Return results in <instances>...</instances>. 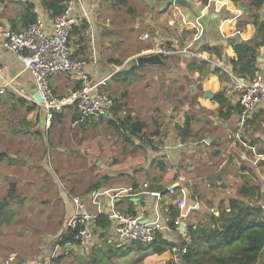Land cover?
I'll return each mask as SVG.
<instances>
[{
  "label": "crops",
  "instance_id": "1",
  "mask_svg": "<svg viewBox=\"0 0 264 264\" xmlns=\"http://www.w3.org/2000/svg\"><path fill=\"white\" fill-rule=\"evenodd\" d=\"M173 1L128 0L127 5L122 7L116 4V0H82V6L91 21V29L89 27L87 31L97 41L101 37H110L116 43L127 44L131 42L130 39H135L139 42L138 46H142L126 57V62L149 55L150 51L162 47L173 52H184L160 55L163 61L161 65H143V70L163 71L167 76L164 81L172 83L170 87L174 91L166 95L164 104L182 101V105L155 109L160 120L153 117L156 132L162 133L160 146L152 151L147 146L131 147L132 152L123 157L124 162L120 164L124 169L112 173L108 168L117 169V160L103 163L98 159L96 167L109 172L102 177V183L98 182L97 189L85 192L84 196L69 194V190L51 169L50 156H58L61 148L51 146L50 154L48 152L49 132L45 128L44 112L33 94L32 79L13 54L0 49V86L4 82L9 83V88L0 96V189L7 191L11 187L14 196L27 191L41 201L50 196L52 179L62 193L53 209L61 210L60 217L56 219L55 216L51 217L52 213L44 214L42 223L39 217L33 219L37 211L30 207L32 202L28 198L25 200V195L17 201L12 197L7 205L12 221L5 222L4 228L0 224V262L11 254L17 255L16 264L47 260L54 252L56 239L66 231L68 222L77 213L72 203L73 197H80L86 212L91 214L107 216L112 212L124 215L142 212L151 219L158 213L166 221L170 220V207H174L172 199H165L160 208L147 193L175 187L177 195L186 205L182 211L178 209V217L172 220L178 219L179 225L174 231L164 232L163 236L179 247L181 242L188 240V225L197 223L209 211L208 205H212L211 210L215 213L219 203L226 204L229 199H236V193L243 185L255 186L260 193H264V126L261 124L264 122V108H259L243 124L238 106L242 89L256 77L264 78V48L258 50V69L253 80L235 77L230 65V61L236 58L233 45L255 37L252 15H260L264 20V6L256 11L248 5L247 0H187L189 7H180L175 6ZM28 6H32L30 11L44 21L48 30L51 29L54 17L59 14L53 16V11L42 6V0H0V25L10 29L15 26L12 30H18L30 14L26 11ZM81 27L82 23L77 26V33H71L72 56L88 62V72L93 80L110 76L105 87L101 88L105 92V88L116 84L112 76L119 72L114 63L116 59L112 56L113 48L103 55L99 42L92 39L91 57L81 58L79 54L85 53L89 47L88 42H85L88 32ZM201 37L204 41L199 44ZM205 45L217 50L218 57L200 51V47ZM192 59L202 60L208 69L207 73L200 75L189 72L187 66ZM214 69H219L226 81H220L218 75L213 74ZM49 84L61 96L72 94L79 87L77 79L66 73L53 75ZM182 88L187 93L179 99L177 96ZM222 90H225L228 101L220 107L214 96ZM236 109H239V114ZM67 116L73 124L76 117L73 107L59 114L58 122L66 120ZM185 116L192 118V136L187 144L182 143L177 132ZM94 121L74 127L84 128L96 124ZM139 122L144 125V130L146 124ZM168 123L171 125L168 126ZM252 130L255 131L253 138L249 136ZM198 167L209 169V173H198ZM202 193L213 194L208 199L207 194ZM16 203L23 206V212L16 209ZM14 220L21 222L20 225L15 224L16 228L13 227ZM26 221L39 225L28 226ZM109 228H95L92 243L83 251L80 248L59 249L52 264L172 263V258L169 262L172 256L169 252L156 255L145 247L136 248L135 244L108 240ZM111 257L121 261L113 263Z\"/></svg>",
  "mask_w": 264,
  "mask_h": 264
},
{
  "label": "built area",
  "instance_id": "2",
  "mask_svg": "<svg viewBox=\"0 0 264 264\" xmlns=\"http://www.w3.org/2000/svg\"><path fill=\"white\" fill-rule=\"evenodd\" d=\"M64 5L62 13L54 17L49 30L39 17L35 22L21 26L18 30L0 25V49L13 54L27 70L41 97L38 105L44 111L48 125L54 113H60L70 106L74 108L77 117L73 126L82 125L90 120H112L114 118L111 110L115 104L114 99L101 90L110 76L103 80H93L88 72V62L73 58L70 48V37L74 27L86 22L91 29L89 16L82 6V0H66ZM182 52H173L162 47L157 51H150L149 55L169 56ZM57 73L73 76L79 83L78 89L63 100L57 99L49 84L50 78ZM7 88L9 83L4 82L0 86V96L6 92ZM238 106L240 121L243 124L259 108H264L263 77H256L242 89ZM147 194L158 207L169 198L172 199V205L181 211L186 205L185 201L177 195L175 187H168L164 191H151ZM72 203L77 213L68 222L66 231L56 239L54 252L47 260L36 261L34 264H52L59 249L80 248L83 251L92 243L100 214L86 212V206L80 197H73ZM210 212L214 213V210ZM107 219L110 223L107 239L121 244L148 246L158 235L170 230L168 226L170 220L164 221L158 213L148 219L142 212L134 215L112 212L107 215ZM172 223L175 227L179 225L178 219ZM69 229L74 233L60 244L61 237L66 235ZM171 253L172 264H183L185 247H173ZM16 262L17 255L11 254L0 264H16Z\"/></svg>",
  "mask_w": 264,
  "mask_h": 264
},
{
  "label": "trees",
  "instance_id": "3",
  "mask_svg": "<svg viewBox=\"0 0 264 264\" xmlns=\"http://www.w3.org/2000/svg\"><path fill=\"white\" fill-rule=\"evenodd\" d=\"M65 0H42V6L45 9L53 11V16L62 13L63 3ZM248 5L256 11L264 6V0H247ZM128 0H116L119 6H126ZM32 6H28L26 11L30 14L25 18L22 26H27L36 20L32 13ZM264 15V13H263ZM252 23L256 28V35L249 41H238L233 45L235 59L230 61L232 73L235 77L244 80H253L257 72L258 50L264 48V20L260 15H252ZM15 26L12 27L14 29ZM82 29L88 30L89 25L82 22ZM77 33V26L73 28ZM72 31V32H73ZM200 51L214 54L218 57L217 50L207 45L200 47ZM164 58V57H163ZM144 66L131 64L112 76V81L119 83L123 87L132 85L139 79V73ZM187 70L197 72L200 75L206 74L208 69L205 63L199 59H192L188 62ZM213 74L218 75L220 81H226V77L219 69H214ZM229 79V78H227ZM124 95L114 99V107L111 110L112 120L100 119L108 126L114 128L117 135L122 137L124 143L133 145L132 138H139L143 131L144 125L139 121L132 122L130 116L119 117L122 110L121 100ZM214 100L223 107L228 99L225 97V90L220 91L214 96ZM239 114V109H236ZM264 115V114H263ZM220 116H228L221 114ZM59 118V113H54L52 121ZM77 117L73 119V122ZM192 118L185 116L183 124L177 129L178 136L182 143L187 144L192 136ZM134 146V145H133ZM99 183L91 185L89 191L97 189ZM257 191V193H256ZM237 198L229 199L225 204L219 203L217 214L211 213L212 205H208L209 211L206 212L197 223L188 225L186 231L187 241L180 243L179 247H185L186 253L182 257L183 264H264V193H260L255 186L243 185L236 193ZM12 197L10 194L0 202V215L6 209ZM261 203L254 206L255 202ZM135 213H131L134 215ZM179 210L175 207L169 209V229L175 230L172 220L178 217ZM110 223L105 215H99L96 227L106 229ZM74 233L71 229L67 230L66 235L61 237L63 244L68 237ZM136 248H148L156 255L168 253L171 255L173 247H178L168 242L163 234L156 237L154 242L148 246L135 244ZM170 256V263H171ZM172 264V263H171Z\"/></svg>",
  "mask_w": 264,
  "mask_h": 264
},
{
  "label": "rangeland",
  "instance_id": "4",
  "mask_svg": "<svg viewBox=\"0 0 264 264\" xmlns=\"http://www.w3.org/2000/svg\"><path fill=\"white\" fill-rule=\"evenodd\" d=\"M87 32L88 35L85 39V42H88L89 47L87 48V51L85 50L87 53L85 52L79 54L81 58L89 59L91 57V43H93L92 39H94L96 42H99L100 51L103 55H106V53L109 52L111 48H113L112 56L116 59L114 60V63L117 64L119 71L127 67V65L135 63L133 59L129 62H126V57H128L130 54L135 53L136 49L142 47L141 45L138 46L139 42L137 40L130 39V43L123 44L122 42H114V39L110 37H101L100 40L97 41V38L92 33H90V31ZM165 74L166 73H164L163 71H159V69H146L141 72V78L139 77V79H137L130 86L123 87L119 83H116L114 85H110L108 87L109 89H104L105 92L113 99H118L119 97L124 95L123 99L121 100L122 110L119 115L121 119H123L124 116H130L132 122L143 121L146 124V128L141 132L139 138L137 139V136L136 138H132L134 139V146H147L148 148H151V151L155 147L157 149V147L160 146L159 144L161 141L162 133L159 134V132H156V125L153 118L155 117L156 120H159V118L157 117L158 113L156 112L157 114H155L156 107H174L178 106V104L182 105L181 100L176 103L166 102L164 104L166 95L169 93L171 94L174 91L170 87L172 86V83L169 84V81H164L167 79V76ZM181 90V92L179 91L177 96L179 99H182V95L187 93L186 89L182 88ZM53 92L59 100L66 99L71 95L69 94L67 96H61L58 95L56 91ZM161 102L162 105H160ZM69 109H72V107L70 106L64 108L59 114H64ZM71 111L73 112V110ZM70 120L71 118L67 116L66 120L64 121L58 122L57 119L55 121H52V125L50 124V122L48 125V122L44 115L45 128L48 129L47 132H49V139L47 140L50 144L48 148L49 154L51 146L53 148H61V153L58 156H50L51 169L55 172L56 177H58L59 180L64 184V187L69 190V194L84 196L86 195L85 192H90L89 190L87 191V189H89L91 185H94L98 182L102 183V177H104L106 173L109 172H107V170L96 167L95 164L97 163V160L99 159L103 163H106L112 159L117 160V163H115L117 169L112 170L109 167L108 169L110 170V173L116 170H123L124 167L120 164L121 162H124L123 157L130 155L129 152H132L130 149L131 147H133V145L124 143L122 137L120 135H117L114 128L109 126L107 127L102 122H99V120L94 121L96 122V124H89L84 128L74 127V123L72 124V121ZM163 122L164 121L162 120L161 123ZM169 124L171 125V123H168V126H170ZM261 124L264 126V122H262ZM254 132V130L251 131L249 135L251 138H253ZM138 150L141 152V149ZM62 151H64V153ZM122 153L124 155L121 157ZM248 158L250 157L248 156ZM198 170V173H201V171L209 173V169L207 168L198 167ZM247 173H249V175H252L249 171H247ZM50 188L55 191L51 190V193H49L50 196L44 197V199L41 201L35 196V194L27 193V191H23L24 193L21 192L20 194L17 193L14 196V193H12V190H10L11 187L8 188L7 191H3V189H0V202L7 198L9 194L15 199V201L22 200V196L25 195V200H27L28 198L29 201L32 202L30 204V207H33V209L37 211L36 216L33 219L39 217L41 219L40 222L42 223V217L44 216V214L49 215L51 213V217L55 216L56 219H58L60 217L59 213L61 210L57 208L53 211V209L55 208L57 203L56 199L59 198L58 196H60L61 198L62 193L60 190H58V188L55 187L52 179L50 182ZM202 194H207V198L209 199L212 196L211 194L213 193ZM260 203V201H257L255 202L254 206H257ZM15 205L16 209L23 212V206L18 203H16ZM21 212H19L20 217H22ZM2 213L3 214L0 216V224L4 228L5 222L12 221V217L10 216V212L7 207L2 211ZM29 220L31 219L29 218ZM26 223H28V226L35 225V227H38L39 225L36 222L32 223L26 221ZM15 224L20 225L21 222L19 221L18 223L14 220V228H16ZM111 260L113 263H119L121 261V259H117L116 257H111Z\"/></svg>",
  "mask_w": 264,
  "mask_h": 264
},
{
  "label": "water",
  "instance_id": "5",
  "mask_svg": "<svg viewBox=\"0 0 264 264\" xmlns=\"http://www.w3.org/2000/svg\"><path fill=\"white\" fill-rule=\"evenodd\" d=\"M150 1V0H147ZM175 6H180V7H189L187 0H174L173 1ZM204 41V38L201 37L199 40V44ZM135 64L137 66H143V65H150V66H155V65H161L163 63L162 59L159 57L157 54L153 55H143L136 57L134 59ZM33 94L35 95L36 101L39 103L41 101L40 95L37 93L35 87H33Z\"/></svg>",
  "mask_w": 264,
  "mask_h": 264
}]
</instances>
